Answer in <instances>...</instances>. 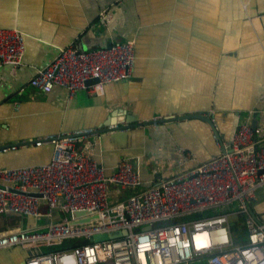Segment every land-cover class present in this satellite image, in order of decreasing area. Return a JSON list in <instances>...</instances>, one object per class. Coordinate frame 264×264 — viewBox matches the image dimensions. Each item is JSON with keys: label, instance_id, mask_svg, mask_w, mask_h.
<instances>
[{"label": "crops", "instance_id": "1", "mask_svg": "<svg viewBox=\"0 0 264 264\" xmlns=\"http://www.w3.org/2000/svg\"><path fill=\"white\" fill-rule=\"evenodd\" d=\"M102 8L110 13L108 30L100 27ZM14 25L24 32V51L21 65H0V145L17 147L0 152V165L48 162L53 147L35 145L36 138L91 126L100 135H90V147H81L106 174L120 159L130 160L140 173L138 191L181 167L180 153L191 166L222 151L206 120L179 116L206 113L228 143L248 109H264V0H0V27ZM129 39L132 72L106 82L103 92L77 88L71 94L60 83L44 91L29 81L70 42L90 49ZM254 115L251 124L253 118L264 120V113ZM108 118L152 121L132 126L130 140L121 135L117 144L110 131L99 130ZM108 190L115 201L133 189L110 184ZM39 208L38 216L2 213L0 232L44 229L65 214L43 202ZM251 209L264 221V185L256 189ZM232 216L233 237L246 241L244 217ZM25 258L18 246L0 250L1 264H24Z\"/></svg>", "mask_w": 264, "mask_h": 264}, {"label": "built area", "instance_id": "2", "mask_svg": "<svg viewBox=\"0 0 264 264\" xmlns=\"http://www.w3.org/2000/svg\"><path fill=\"white\" fill-rule=\"evenodd\" d=\"M109 17L106 8L99 11L102 30H108ZM74 43L61 47L30 83L44 91L60 83L71 94L77 88L103 92L106 82L131 74L134 39L111 40L110 45L90 49ZM23 51L24 32L16 25L0 27V65H21ZM92 77L97 81L87 85ZM263 113L264 109H248L228 143L215 128L213 138L221 152L191 166L180 153L181 167L138 191L140 173L130 160L120 159L106 174L88 149L87 138L99 137L98 128L41 135L34 144L52 145L48 162L0 165V215L13 211L38 216L42 202L65 214L50 219L44 229L0 233V250L21 247L27 252L24 264H196L201 257L205 264H264V221L251 209L256 189L264 185V120L255 126L249 120ZM82 142L88 148L81 147ZM16 147L17 143L0 145V152ZM110 184L133 190L113 201ZM77 210L88 212L74 216ZM236 214L243 215L247 228V239L240 243L234 241L230 226ZM79 218L86 220L75 222ZM122 229L126 233L117 237L89 239L96 232ZM75 238L81 241L64 246Z\"/></svg>", "mask_w": 264, "mask_h": 264}, {"label": "water", "instance_id": "3", "mask_svg": "<svg viewBox=\"0 0 264 264\" xmlns=\"http://www.w3.org/2000/svg\"><path fill=\"white\" fill-rule=\"evenodd\" d=\"M107 45H110V44L107 43ZM96 81H97V77H92V78L87 79L85 82H86V84H91V83H94ZM192 116L200 117L201 119L206 120L210 124V126L212 127V130L213 131L215 130V127L213 125L212 119L210 117H208L206 115V113L193 112V113H188V114H185V115H181L179 117H182V118L184 117L185 118V117H192ZM151 121L152 120H142V121H136L134 123H127L126 122L125 124L121 125V123H119L118 120L114 122L113 118L112 119L108 118L107 121H105V125L106 126L104 128L103 127L100 128L99 130L110 131V133H108V137L111 140L115 141L117 144H122V141L120 140L119 137L122 135V137L126 138L127 140H130V138H131V127L132 126L147 124V123H150ZM256 122H257L256 118H253L252 125L255 126ZM108 124H110L111 126H108ZM86 212H88V211H86V210H77V211L73 212V215L74 216H79L80 214H83V213H86ZM84 220H86V218H79V219H76L75 222H80V221H84ZM145 228H148V226H146ZM16 229H18V228H16ZM10 230H13V229H9V230H6V231H10ZM3 232L4 231H2L0 233H3ZM124 233H126L125 229H122V230H111V231H106V232H96V233H93L89 237V239L92 240V241H99V240H104V239H108V238L117 237V236H120V235H122ZM25 254L27 255L26 251H25Z\"/></svg>", "mask_w": 264, "mask_h": 264}, {"label": "rangeland", "instance_id": "4", "mask_svg": "<svg viewBox=\"0 0 264 264\" xmlns=\"http://www.w3.org/2000/svg\"><path fill=\"white\" fill-rule=\"evenodd\" d=\"M103 9V8H102ZM101 9V10H102ZM230 219L232 220V219H237L235 216H231L230 217ZM74 241H81L80 239H78V238H75V239H73ZM196 264H205V260H204V258L203 257H201V259L199 260V261H196Z\"/></svg>", "mask_w": 264, "mask_h": 264}, {"label": "trees", "instance_id": "5", "mask_svg": "<svg viewBox=\"0 0 264 264\" xmlns=\"http://www.w3.org/2000/svg\"><path fill=\"white\" fill-rule=\"evenodd\" d=\"M73 42H75V41H73ZM242 217H243V215H242ZM243 220H244V218H243ZM245 222V221H244ZM245 227H246V225H245ZM234 239H235V241L236 242H239V239H240V235H237L236 237H234ZM74 242H76V241H74V240H68L66 243V245H64V246H67L68 247V245H70L71 246V244H73Z\"/></svg>", "mask_w": 264, "mask_h": 264}]
</instances>
